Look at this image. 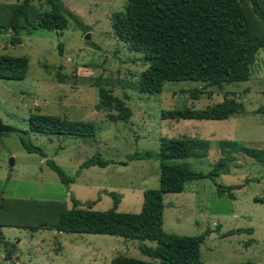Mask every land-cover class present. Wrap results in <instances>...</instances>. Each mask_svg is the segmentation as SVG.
<instances>
[{
    "label": "rangeland",
    "instance_id": "obj_1",
    "mask_svg": "<svg viewBox=\"0 0 264 264\" xmlns=\"http://www.w3.org/2000/svg\"><path fill=\"white\" fill-rule=\"evenodd\" d=\"M22 1L0 0V54L29 59L25 78L0 79V119L28 131V138L47 157L27 151L17 131L0 135V225L15 245L13 256L6 258L5 244L0 242V264H111L118 255L153 260L141 246L155 247L154 241L31 227L57 222L60 214L72 208L73 197L107 210L114 205L111 192H117L121 194L118 211H141L145 190L160 187V160L137 158L136 154L157 152L163 137L209 139L207 154L174 160L203 172L221 159L222 139L264 148V114L256 111L264 104V49L258 51L247 81L206 88L201 81H166L162 92L144 93L132 84L147 67L143 54L131 51L113 30L112 15L124 11L127 0H62L69 19L63 31L35 27L36 12L50 7L45 0H33L30 21L17 31L22 42L13 44L16 32L7 24ZM69 11L89 25L90 31L85 32ZM58 71L64 82L57 77ZM101 86L126 96L130 119L111 122L108 111L97 108ZM195 88L203 91L198 99L191 96ZM226 97L241 102L245 112L224 120L163 117L164 110L206 108ZM36 112L92 121L96 134L34 133L29 118ZM96 155L109 164L82 167ZM236 155L215 179L190 180L184 191L164 195L166 231L200 235L221 225L202 244V264H264V161ZM47 159L76 181L64 184ZM231 185L242 186L220 191ZM233 230L237 232L229 234Z\"/></svg>",
    "mask_w": 264,
    "mask_h": 264
},
{
    "label": "trees",
    "instance_id": "obj_2",
    "mask_svg": "<svg viewBox=\"0 0 264 264\" xmlns=\"http://www.w3.org/2000/svg\"><path fill=\"white\" fill-rule=\"evenodd\" d=\"M50 7L36 12L35 27L63 31L69 25L67 9L62 0H45ZM264 0H127L124 11L112 16L115 34L124 40L131 51L143 54L146 68L132 84L140 92L160 93L166 81H201L207 86H223L225 83L247 81L257 60V53L264 49ZM33 0H23L15 6L7 27L16 34L13 44L22 42L18 28L29 20ZM70 12V11H69ZM250 13V15L248 14ZM76 18L85 32L90 31L81 18ZM258 21V22H257ZM259 25V27L256 25ZM31 28V27H30ZM29 28V29H30ZM63 51V44L60 43ZM29 69L27 56L0 54V79H23ZM57 77L64 82V75L58 71ZM202 89L191 90V96L198 99ZM126 96L115 95L112 89L100 87L98 109L108 111V120L127 121L132 110L126 104ZM245 107L235 98L226 97L222 102L206 108L185 107L163 111V117L174 119L224 120L244 113ZM264 114V104L257 110ZM29 129L34 133L49 135L96 134L92 121L74 120L54 114L32 113ZM21 141L27 151L47 157L46 151L32 143L28 131H21ZM221 159L208 171H197L174 161L182 158H200L207 154L211 142L199 136L161 139L157 152L148 150L136 154L137 158L157 157L160 160V187L149 188L144 192L142 209L139 212L118 211L121 194L111 192L114 205L107 210L93 207L96 202L83 204L73 197L70 210L60 214L58 221L45 222L40 228L62 232L111 234L132 239L150 240L155 247L143 244L141 250L153 260H143L132 256H115L111 264H202L201 247L207 236L219 231L208 228L200 235H183L164 229V195L182 192L186 182L194 179H215L233 160L236 154H245L258 161H264V148L251 147L230 139L219 141ZM48 165L58 174L64 184H71L76 178L69 176L54 160L47 159ZM108 160L96 155L86 160L82 167L91 165L106 166ZM242 185L222 187L231 191ZM3 226V225H2ZM238 229L237 231H243ZM237 231H230L233 234ZM0 242L5 244L6 258H11L15 245L6 239L0 225Z\"/></svg>",
    "mask_w": 264,
    "mask_h": 264
},
{
    "label": "water",
    "instance_id": "obj_3",
    "mask_svg": "<svg viewBox=\"0 0 264 264\" xmlns=\"http://www.w3.org/2000/svg\"><path fill=\"white\" fill-rule=\"evenodd\" d=\"M86 38L89 39L90 38V34L88 33L86 35ZM16 128L12 127V126H9V125H6L3 123V121L0 119V135L3 133V132H10V131H15ZM14 163V159H11V164Z\"/></svg>",
    "mask_w": 264,
    "mask_h": 264
}]
</instances>
